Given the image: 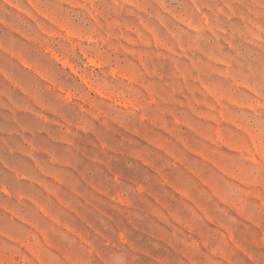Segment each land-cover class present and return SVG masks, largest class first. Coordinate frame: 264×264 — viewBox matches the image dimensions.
<instances>
[{
  "label": "rangeland",
  "instance_id": "374dc122",
  "mask_svg": "<svg viewBox=\"0 0 264 264\" xmlns=\"http://www.w3.org/2000/svg\"><path fill=\"white\" fill-rule=\"evenodd\" d=\"M264 264V0H0V264Z\"/></svg>",
  "mask_w": 264,
  "mask_h": 264
},
{
  "label": "clouds",
  "instance_id": "9594fccd",
  "mask_svg": "<svg viewBox=\"0 0 264 264\" xmlns=\"http://www.w3.org/2000/svg\"><path fill=\"white\" fill-rule=\"evenodd\" d=\"M109 264H111V261H109Z\"/></svg>",
  "mask_w": 264,
  "mask_h": 264
}]
</instances>
